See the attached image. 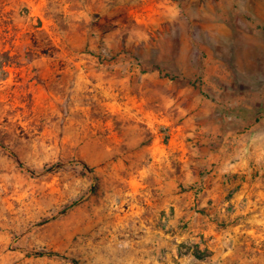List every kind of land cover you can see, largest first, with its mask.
<instances>
[{
	"label": "rangeland",
	"instance_id": "1",
	"mask_svg": "<svg viewBox=\"0 0 264 264\" xmlns=\"http://www.w3.org/2000/svg\"><path fill=\"white\" fill-rule=\"evenodd\" d=\"M0 264H264V0H0Z\"/></svg>",
	"mask_w": 264,
	"mask_h": 264
}]
</instances>
